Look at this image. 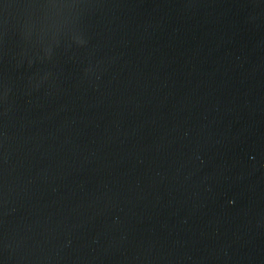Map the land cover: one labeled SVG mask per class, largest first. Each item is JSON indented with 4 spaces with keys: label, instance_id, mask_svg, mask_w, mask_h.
I'll use <instances>...</instances> for the list:
<instances>
[{
    "label": "water",
    "instance_id": "water-1",
    "mask_svg": "<svg viewBox=\"0 0 264 264\" xmlns=\"http://www.w3.org/2000/svg\"><path fill=\"white\" fill-rule=\"evenodd\" d=\"M0 264H264V0H0Z\"/></svg>",
    "mask_w": 264,
    "mask_h": 264
}]
</instances>
